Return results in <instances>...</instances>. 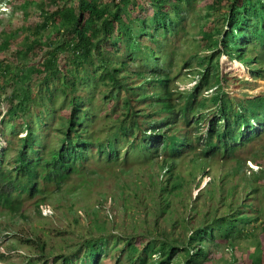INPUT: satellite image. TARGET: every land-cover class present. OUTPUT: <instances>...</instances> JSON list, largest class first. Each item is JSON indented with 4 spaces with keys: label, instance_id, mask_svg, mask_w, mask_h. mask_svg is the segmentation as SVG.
Wrapping results in <instances>:
<instances>
[{
    "label": "trees",
    "instance_id": "1",
    "mask_svg": "<svg viewBox=\"0 0 264 264\" xmlns=\"http://www.w3.org/2000/svg\"><path fill=\"white\" fill-rule=\"evenodd\" d=\"M196 1L8 0L10 4L19 5L0 31L2 135L11 144L18 140L15 137L20 131L34 130L36 124L42 131L44 125L57 122L65 144V148L61 146L38 172L25 179L21 177L15 192L9 185L0 188V228L3 227L0 234L1 230H6L9 237L19 242L17 245L35 248L38 255L26 256V264L47 256V241L37 228L25 236L14 227L18 220H31L25 209L26 202L33 200L36 213L42 217L39 205L49 203L54 196L48 187L56 186L59 190L74 173L84 179L91 176V171L84 174L90 159L95 158L97 163L109 167L126 165L128 161L146 165L156 157L158 145L165 140L158 181L150 183L155 187V191L150 190V198L157 203L155 208L160 215L171 212L176 194L184 191L189 181L205 173L206 166L202 163L205 158L200 155L190 158L185 173L180 171L193 143L181 139L179 134L170 137L168 133L172 128L181 131L182 126L189 124V116L195 122L192 125L200 129L202 119L196 118V114L207 106L221 102L225 107L219 112L234 107L221 85L219 61L223 54L246 63L254 78L264 79V0L207 1L204 18L209 20L217 15L218 23L201 29L197 48L205 54L194 50L183 63L187 70L185 75H192L199 82L191 90L178 93L171 88L178 74L173 72L172 55L163 53L166 45L163 37L178 32L187 35L183 25L187 18L185 13L194 10ZM28 8H36L32 20H28ZM149 11L152 13L147 15ZM38 57L41 60L34 63ZM140 58L144 63L138 65ZM193 60L197 67L191 64ZM211 88L215 93L204 96L203 92ZM123 92L126 98L122 106L119 96ZM262 101L249 102L247 110L258 114ZM95 102L115 115L109 127L111 134L97 135L91 129L93 119L86 113L98 107ZM2 107L5 112L1 111ZM64 110L70 114L65 116ZM160 123L170 128L155 134L154 130L163 127ZM33 141L36 139L29 143ZM209 145L210 140H205V146ZM46 148V140H43L41 149ZM122 149L128 153L124 158H120ZM129 150L134 153L130 155ZM260 165L264 173V160ZM123 175L121 171L115 177ZM254 176V183L264 181V175ZM6 180L10 184L13 177ZM219 182L213 184L212 194L222 192L225 181ZM254 183L247 193L258 191ZM237 187L236 184L225 196V202L224 195L218 199L219 208L224 204L228 209L225 215L218 214L216 203L207 201L202 191L198 199L204 197L208 211L200 225L190 228L189 224H195L199 214L197 207L191 205L194 214L184 219L185 228L189 229L185 234L173 231L172 236H168L167 231H159V236L148 233L123 237L101 233L83 240L71 254L56 257L54 263L103 264L110 258L114 264H205L213 259L212 247L218 248L224 243L231 252L230 264H235L236 253L243 250L235 246L233 240L253 236L252 231L257 227L264 231L261 218L264 207L245 202L236 206ZM20 189L22 192L18 193ZM76 190L74 188L72 193L76 194ZM227 198L231 201L227 202ZM57 199L61 200L58 203L67 201L60 196ZM69 209H73L72 204ZM177 226L175 222L174 228ZM11 249L16 250V245ZM247 252L241 253L238 264H264L262 242L247 248ZM6 259V254L0 252V261ZM43 264L48 262L45 260Z\"/></svg>",
    "mask_w": 264,
    "mask_h": 264
},
{
    "label": "rangeland",
    "instance_id": "2",
    "mask_svg": "<svg viewBox=\"0 0 264 264\" xmlns=\"http://www.w3.org/2000/svg\"><path fill=\"white\" fill-rule=\"evenodd\" d=\"M207 1L197 0L194 10L185 13L187 18L183 25L185 26L187 35H184V32H178L176 35L163 37L166 38L163 53L172 55L173 57L172 63L175 65L173 72L174 74H178V87L180 90L191 88L195 85V82L184 81L179 78H182L186 74L185 72L187 70L185 66L183 67V63L189 57V54L195 53L194 50L205 54L201 48H197L198 41L201 38V29L205 25L218 23L215 20L217 15L211 16L209 20L204 18L207 13ZM18 5L19 3H15V5L10 4L8 0H3V3L0 4V31L4 29L2 24H7L9 18L17 12ZM26 12H29L28 20H32L37 11L36 8H28ZM151 13L152 11H149L147 15ZM148 39L149 37L144 39V41L147 43ZM39 60L41 59L38 57L33 62L39 63ZM142 63H144V60L140 58L138 65ZM191 64L193 66L195 64L197 67L196 61L193 60ZM135 66L138 67L137 65ZM240 70L242 69H240L238 63H230L227 58L222 57L220 71L224 91L237 97L248 95L253 98L263 95L264 81H255L249 76V73L244 74ZM245 70L248 72L247 67H245ZM246 76L248 77L246 78ZM125 93L123 92L119 96L122 106L126 98L123 97ZM95 104L98 107L93 109L96 117L91 123V129L97 135H102L105 128V117L111 111L101 106L99 102H95ZM262 138L258 144V152H264V136ZM251 149L252 147H249V150ZM190 158L191 155L186 157L183 165L180 166L179 169L182 173H185L187 170V164ZM247 165L249 167V163ZM90 169L95 171L94 175L85 179L75 175L70 176L69 180L59 190L56 186L49 188L54 193V196L50 198L49 202L50 206L54 207V216L42 218L38 216L32 205L34 201H28L26 203L25 209L31 217V220L27 222L18 220L14 226L16 231L26 236V234H31L33 228H37L43 240L47 241V256L42 257V259L37 257V261L33 264H43L45 260L48 264H55L54 259L56 257L71 254L83 240L101 233H114L123 237L131 235L141 236L148 233L159 236V231H167L170 233L168 236H172L171 232L173 231L175 234H185L189 229L186 230L184 219L194 214L190 209L191 205L197 207L199 214L196 216L197 222L195 224H189L190 228L200 225L204 220V213L208 211L207 201H213L219 208V197L224 195L225 202L227 192H230L236 184H238L234 193V204L236 206L242 205L245 202L246 204L252 203L257 207H264V181L254 183L255 176H253V174L264 175L262 172L259 173V170H257V173H246L247 175L245 177H242V174L235 177H226L221 193L212 194V186L205 188L204 191L207 201L204 197L198 199V195L200 196L202 194V191H199L204 185L203 180L200 178H203V176L198 175L195 180L188 182L184 191L176 194V197L172 200L171 212L160 215L158 209L155 208L157 203L151 200L149 192L151 189L155 191V187L150 183L157 182L159 178L157 176L159 173L157 165L147 166L139 164L134 166L130 163L122 167L114 168L115 171L116 169H120L121 171L125 169V175L120 177V179L114 177L112 171H100L99 168L94 169L93 166ZM227 172L228 169L221 168L219 164L216 165L214 170V173L219 176L221 173L225 175ZM252 183L255 184L258 191L249 194L247 191ZM74 188L77 189L76 194L72 193ZM58 196L66 198L67 201L63 200L58 203V201H61L57 199ZM248 197L251 198L249 201L246 199ZM196 198L198 199L197 202L195 201ZM141 200H143L142 203ZM230 201L231 199L227 198V202ZM59 204L62 207H58ZM71 204L73 205L72 210L69 209ZM245 211L249 212L248 210ZM95 213L97 214L95 215ZM226 213H228V209L223 204L220 206L218 214L225 215ZM261 218L264 220L263 216ZM175 222H178L176 228H174ZM255 226H257L256 223ZM252 234L253 236L242 240H233V243L236 242L235 246H240L244 254L248 253L247 248H254L258 242H262L264 246L263 228L257 227L252 231ZM217 242L220 241L217 240ZM16 243L19 242H15L12 237H9L6 230H1L0 251L6 254L7 259L0 261V264H26V256L33 255L36 257L38 255L34 247L29 248L28 246L17 245ZM14 245H16V250L11 249ZM212 251L214 252L212 261L205 264H230L232 262L231 252L224 243L220 244L218 248L212 247ZM242 252L236 253L237 262L235 264H238L241 260ZM181 262L182 258H180ZM114 263V260L108 258L103 264Z\"/></svg>",
    "mask_w": 264,
    "mask_h": 264
},
{
    "label": "clouds",
    "instance_id": "3",
    "mask_svg": "<svg viewBox=\"0 0 264 264\" xmlns=\"http://www.w3.org/2000/svg\"><path fill=\"white\" fill-rule=\"evenodd\" d=\"M222 57L227 58L230 63H238L240 69H242L240 71L244 74L249 73V76L253 80L264 81V79L262 78H254L251 73L250 67L246 65V63L237 59H232L225 54L220 57V63ZM245 67H247L248 72L245 70ZM247 77L248 76H246V78ZM179 79L189 82H195L194 86H196V83L199 82L198 79H193L192 75H185ZM178 82L179 80L176 77L171 86L174 92L182 93L186 90H191L194 87L192 86L191 88L180 90L178 87ZM215 91L216 90L214 88H211L203 92V95L209 96L212 93L214 94ZM226 94L233 100L234 107H226V110L219 112V109L225 107V105L221 104V102L218 103L217 106H207V108L199 110L200 112L196 111V118L202 119L200 129L197 127L198 125H192V122H194L193 117L191 118L189 116V124L182 126L181 131H177L172 128V130L168 133L170 137L174 134H179L181 136V139H187L189 143H193V149H189V151L186 152L188 145H186L184 149L187 154L191 155V158L195 157L196 155H200L203 159L205 158L204 162L200 160L204 164V166H206V169L204 170L205 173L201 175L203 176V178L200 177L203 180L204 185L199 192L204 191L205 188L213 186V184H220L219 181H225L226 177H235L239 176L240 174H242V177H245L247 175L246 173H257V170H259V173L262 172L260 161L262 160L263 162L264 160V152H258V144L264 136V94L253 98L248 95L237 97L230 94L229 92H226ZM258 99L263 100L261 103V107L258 109V114L247 110V104L249 102H257ZM243 105H245V108H242ZM1 111L5 112V107H2ZM63 114L65 116H68L70 112L64 110ZM86 116L92 119L96 117L93 111H88L86 113ZM114 116L115 115H111L110 113L106 115L105 128L103 130L104 133L102 134V136H106L107 134L112 133V131L109 130V127H112L111 124L113 122ZM16 123L17 121L13 124ZM161 123L163 124V122ZM161 123L159 125L163 127L154 130L155 134L167 131L170 128L168 126L162 125ZM56 125L57 122L49 123L47 125H44L43 130L40 131V125L36 124L34 125V130L30 128L29 130L25 129L23 131H20L15 137L18 140H14V142L11 144L3 137L2 127L0 125V188L9 185L11 190L15 192V185L19 183L21 177L25 179L26 176L38 172L39 169L43 167L44 162H46L55 152L61 150V146L65 148V144L63 142L64 135L63 133H60V130ZM32 139H36V141H33L30 144L29 142ZM21 140L23 143L21 142ZM43 140H46L47 144V148L44 150L41 149V142H43ZM205 140H210L209 147L205 146ZM164 142L165 140L158 145L159 149L157 151V155H155L156 157L152 158V162L146 164L147 166L157 165L158 169H160L159 163H161V161L164 159L163 152L165 147L162 146ZM249 147H252V149L249 150ZM132 153L134 152L132 150H129V154L131 155ZM206 153L207 156H205ZM127 154L128 153L126 152V150L122 149L120 158H124ZM172 158H174V156L171 153L170 159ZM128 162L129 163L127 164L132 163L134 166L142 164L140 161L137 163L130 161ZM247 163H249V167ZM218 164L221 166V168L228 169V172L225 175L221 173V175L219 176L214 173L216 165ZM92 166L94 169L99 168L100 171H112V174L115 177L116 173H121V170L116 169L115 171L114 168L122 167L124 165H114L110 167L104 166L102 162L97 163L96 159L94 158L90 159L87 169L84 170V174H88V172L91 171V175H94L95 171L90 169V167ZM122 174L125 175V169H122ZM74 175L78 176L75 173L71 176ZM254 175L256 174H253V176ZM6 177H13V181L9 184L6 180ZM119 178L120 177H118V179ZM50 187L51 185L48 188ZM19 192H22V190L20 189L18 193ZM228 193L229 192H227V194ZM39 211L42 215V218L52 217L55 215V210L52 206H50L49 203L40 204Z\"/></svg>",
    "mask_w": 264,
    "mask_h": 264
}]
</instances>
